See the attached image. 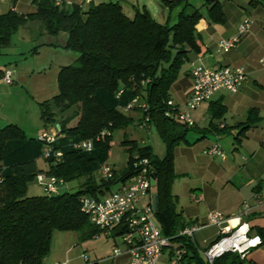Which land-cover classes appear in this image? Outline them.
I'll use <instances>...</instances> for the list:
<instances>
[{
  "label": "trees",
  "instance_id": "obj_1",
  "mask_svg": "<svg viewBox=\"0 0 264 264\" xmlns=\"http://www.w3.org/2000/svg\"><path fill=\"white\" fill-rule=\"evenodd\" d=\"M191 1L162 0L169 13L178 11L172 25L169 21L158 23L145 7H133V14L128 15L118 0L91 3L86 9L81 5H57L55 0H32L36 9L33 14L10 11L0 15V56L12 46V36L28 23L39 25L40 36L66 33V49L78 54L72 65L60 70L58 94L40 104L45 129L56 124L58 115L72 109L76 112L73 125L58 124L52 148L62 153L59 162L44 160L47 169L40 168L37 160L42 155L43 144L28 138L17 126L0 128V264H44L54 231L77 232L83 240L100 235L101 231L80 211V200L85 196H104L112 192L113 185L128 180L135 156L148 159L152 166L157 195L154 216L162 235L175 237L186 227L171 194L177 178L173 150L193 128L165 118L164 112L169 90L188 62V53L199 52L195 25L203 18L201 10L207 11L212 22L225 21L217 0H202L198 8ZM36 52L37 47H33L29 55ZM135 98L148 106L145 115L167 144V155L160 160L150 147L124 141L128 153L125 168L119 175L114 170L109 181H97L95 174L108 156L113 132L125 130L133 120L119 108ZM85 140L93 141L91 152L73 148V144ZM184 143L188 144L186 140ZM39 174L65 183L84 181L75 192L28 197V185ZM113 232V236L120 237L126 230L121 227ZM259 235L264 239V232L259 231ZM171 241L186 251L180 264L192 259L189 252L197 251L183 237ZM213 264L244 262L237 255L226 254Z\"/></svg>",
  "mask_w": 264,
  "mask_h": 264
},
{
  "label": "crops",
  "instance_id": "obj_2",
  "mask_svg": "<svg viewBox=\"0 0 264 264\" xmlns=\"http://www.w3.org/2000/svg\"><path fill=\"white\" fill-rule=\"evenodd\" d=\"M55 1L67 7L81 5L86 9L87 6L83 5L82 0ZM101 1L105 0H97V3ZM119 1L123 3L125 11L129 6L139 8L132 0ZM217 1L224 13L225 21L212 22L207 17V11L201 10L203 18L195 25L199 52L188 53V62L182 66L177 80L171 86L167 102L179 107L181 111L185 110V104L192 94L191 71L196 67L242 68L247 73L248 81L237 93L218 92L210 102L189 111L195 124L192 131L202 136L199 140H207L209 135L213 137V141H206L203 148L206 150L214 145L220 147L222 144L231 156L228 158L223 152L227 158L224 161L220 159L223 163L221 166L216 165L213 160L208 161L210 165H214L215 171L208 173V178L201 180L200 184L194 187L195 191H199L196 201L205 205L202 214L191 215L183 209L178 211L176 204L175 209L180 215L181 223L187 227L205 224L208 214L214 212L225 216L237 215L242 210L243 203H247L251 206V211L243 220L249 224L253 234L260 236L259 231L264 232V62H261L264 60V0ZM199 2L201 6L203 1ZM10 11L19 15H29L35 13L36 9L32 0H0V15ZM177 12V10L168 12L166 22H176ZM244 19H248L251 26L247 33L240 36L236 47L227 53L218 52V43L235 37L238 26ZM29 24L31 28L34 26L36 31L33 30L28 46L34 43V47H37L36 54L29 55L32 48L28 51L19 52V48L9 51L11 46L0 56V128L14 125L22 129L25 135L29 133L31 136L28 138L37 139L43 132L58 131L57 124H65L61 114L57 116L54 126L45 129L41 120L40 104L58 94L57 79L60 70L72 65L78 54L66 49V33L40 36L39 25ZM7 71L11 73L10 83L4 81ZM34 127L36 129L33 132H28ZM185 145L192 144L188 142ZM44 166L43 169H47L46 163ZM186 173L184 171L177 175H181L184 180L183 176ZM176 180L177 178L174 182ZM69 189L64 182L61 193ZM153 194H156L155 187L151 190V204ZM172 196L175 203L177 196L174 194ZM191 199H194V196ZM257 200L262 204L258 206ZM148 203L149 199L142 207ZM155 225L161 230L159 225L156 223ZM235 225L236 222L231 226ZM204 232L208 233L203 235ZM198 233L200 235L198 238L194 237L193 243L197 251L194 254L189 252L192 259L183 264H207L202 252L217 241L219 228L209 226L196 232ZM103 236L113 239L112 247L116 245L121 251L125 250L123 244L121 246L117 244L116 240H120L119 237ZM179 246L174 243L167 248L157 264H169ZM95 257V260H90L91 262L79 258L77 264H130L127 254L113 258L111 251V255L106 258L101 255ZM48 260L49 257L45 259ZM249 260L254 264H264V239L262 244L250 253Z\"/></svg>",
  "mask_w": 264,
  "mask_h": 264
},
{
  "label": "built area",
  "instance_id": "obj_3",
  "mask_svg": "<svg viewBox=\"0 0 264 264\" xmlns=\"http://www.w3.org/2000/svg\"><path fill=\"white\" fill-rule=\"evenodd\" d=\"M85 4L96 3L97 0H83ZM57 5L60 3L57 2ZM251 22L244 19L238 26V33L235 37L221 40L217 45L218 52L227 53L234 49L241 35L247 33ZM261 62H264L262 60ZM192 94L185 104V110H180L171 102H167L164 117L175 119L189 128L195 126L189 115V111L197 109L204 103L210 102L216 93L227 92L237 93L248 81L247 73L242 68H230L216 66L212 69L196 67L191 71ZM11 73L5 72L4 81L10 83ZM122 93L120 91L117 97ZM136 108L142 111L145 124H149V117L145 115L148 106L141 103L139 98L133 99L126 107L119 109L126 113L134 111ZM222 128V127H221ZM57 132H43L39 141L43 144L42 159H54L59 162L62 153L53 151L52 145L57 139ZM93 141L85 140L73 144V148L83 152L93 150ZM209 157H218L226 160V155L218 145H214L204 151ZM100 180L109 181L113 178L114 168L102 164L97 170ZM151 178L152 166L148 159L135 156L132 162V174L128 180L121 184L116 191L104 196L94 198L91 196L82 197L80 200V211L87 216L89 222L101 231L102 235L112 236L113 230L125 228L126 233L119 238L125 246L121 251L116 245L111 249L112 257L116 258L122 254L129 255L130 264H157L163 252L171 247L172 239L183 237L194 243V234L209 226L219 228L217 241L203 252V257L207 264H213L215 260L226 254L237 255L244 264H254L249 260L250 253L262 244L260 236L253 234L246 218L251 211V206L243 203L242 210L237 215L225 216L214 212L207 216V221L203 225H190L179 231L175 237H165L155 225L153 220L154 212L151 204ZM1 181V179H0ZM35 182L43 187L47 196H56L61 193L64 181L49 178L45 174H39ZM148 197L149 203L142 208L138 207L140 200ZM258 206L262 204L257 200ZM236 222L235 226H231ZM186 251L177 248L169 264H180Z\"/></svg>",
  "mask_w": 264,
  "mask_h": 264
},
{
  "label": "rangeland",
  "instance_id": "obj_4",
  "mask_svg": "<svg viewBox=\"0 0 264 264\" xmlns=\"http://www.w3.org/2000/svg\"><path fill=\"white\" fill-rule=\"evenodd\" d=\"M83 1V0H82ZM107 1V0H105ZM119 1V0H118ZM127 1V0H125ZM131 1V0H129ZM201 0H192L191 3L197 8L200 6ZM132 2L139 7V9L145 8L148 10L150 15L155 19L158 23L164 24L168 17V11L163 6L162 0H132ZM85 3H83L84 5ZM126 14H133V7L129 6L126 9ZM174 22H170L172 25ZM24 30L20 29L15 35L12 36V48L9 51L14 50L15 48H19L20 50L28 51L33 48L35 45L30 44L29 40L33 36V30L35 27L31 24H27ZM30 27V28H29ZM34 27V28H33ZM12 64L13 62L10 61ZM199 110H197V113ZM127 116L131 117L133 120L131 124L125 130H117L113 132L111 148L108 151V156L105 159L103 164H107L114 168V170L118 173L125 168L128 153L127 147L122 143L124 141H135L138 146L144 147L148 146L151 148L152 154L162 160L167 155V144L163 141L162 137L156 130L153 124H145L143 120V113L140 110L130 111L125 113ZM191 116V115H190ZM63 119L65 124L75 123L76 121V112L74 109L69 110L63 114ZM30 128L28 132H33ZM27 137H30L29 133H27ZM42 134V133H41ZM39 135V137L41 136ZM39 137L37 140H39ZM202 136L194 131H189L185 139L192 144L190 146H186L184 140L180 141V145L174 148L173 152V167L175 174H180L182 172H187L181 178V175H177V180L174 182L172 194L176 195V207L177 210H184L188 214H196L203 213L205 210V205L202 202L196 201V196H198L199 191H195L194 187L197 184H200L201 180L208 178V173L214 172V165H210V162L213 160L216 165L221 166L223 163L218 157H207L203 155V151L205 150L203 147L206 145V141H213L212 136H207V140H199ZM199 140V141H197ZM196 142V143H195ZM200 144V146H198ZM220 148L229 158L231 153L225 149V147L221 144ZM37 164L40 168H44L45 162L41 157L37 160ZM95 178L97 181L100 180L97 173L95 174ZM83 179L75 180L70 183H67L70 188L68 192H75L79 189V186L83 183ZM122 183H117L112 186V191H116L120 188ZM154 187H152L153 189ZM44 189L40 185H38L35 181L28 185L27 196L28 197H38L44 196ZM194 199H191L193 198ZM191 197V198H190ZM148 201V197H144L140 200L138 207H142V205L146 204ZM154 222L158 225V222L153 217ZM201 233V232H200ZM194 234V237L198 238L200 235ZM208 232L202 233L206 235ZM117 244L121 246V240H116ZM172 242L170 245L174 244ZM113 245L112 238H106L102 234L97 237L91 239L83 240L80 237V234L72 231H54L52 234L51 247L49 251L48 261L44 260V264H74L79 263V258L83 259L85 262L89 260H95V256H107L111 255V247ZM175 246V245H174ZM203 255V252H202Z\"/></svg>",
  "mask_w": 264,
  "mask_h": 264
},
{
  "label": "water",
  "instance_id": "obj_5",
  "mask_svg": "<svg viewBox=\"0 0 264 264\" xmlns=\"http://www.w3.org/2000/svg\"><path fill=\"white\" fill-rule=\"evenodd\" d=\"M57 129H59V125L57 124L56 125ZM155 175L153 174L152 175V178H151V186L152 187H155ZM152 209H153V212L156 213L157 211V195L156 194H153L152 195ZM47 259V257L45 258Z\"/></svg>",
  "mask_w": 264,
  "mask_h": 264
}]
</instances>
